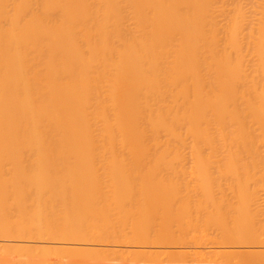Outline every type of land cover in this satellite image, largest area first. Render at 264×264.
<instances>
[{
    "label": "bare ground",
    "instance_id": "6f19581e",
    "mask_svg": "<svg viewBox=\"0 0 264 264\" xmlns=\"http://www.w3.org/2000/svg\"><path fill=\"white\" fill-rule=\"evenodd\" d=\"M0 264H264V0H0Z\"/></svg>",
    "mask_w": 264,
    "mask_h": 264
},
{
    "label": "rangeland",
    "instance_id": "374dc122",
    "mask_svg": "<svg viewBox=\"0 0 264 264\" xmlns=\"http://www.w3.org/2000/svg\"><path fill=\"white\" fill-rule=\"evenodd\" d=\"M173 247H174V248H173ZM179 247H181L182 249H183V248L185 249L187 246L184 247V246H181V245H179V246H178V245H177V246H176V245H175V246H174V245H173V246H171V245L168 246V245H167L166 248H168V249H170V250H172V251H175V250L177 251V250L181 249V248H179ZM151 249H152V250H153V249H154V250H158L157 247H156V249H155L154 247L151 248Z\"/></svg>",
    "mask_w": 264,
    "mask_h": 264
}]
</instances>
